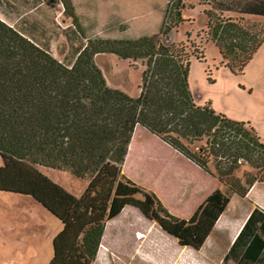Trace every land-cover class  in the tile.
<instances>
[{
  "label": "trees",
  "instance_id": "trees-1",
  "mask_svg": "<svg viewBox=\"0 0 264 264\" xmlns=\"http://www.w3.org/2000/svg\"><path fill=\"white\" fill-rule=\"evenodd\" d=\"M52 1L63 6L70 27L80 34L67 62L0 19V192L30 196L59 219L53 254L45 264H93L106 222L126 206L156 222L180 246L200 248L231 193L243 196L256 180H264V141L249 121L228 118L209 101L196 103L188 73L190 57H204L200 44L160 37L183 21L187 0L168 2L159 32L135 38H88L72 0ZM228 6L213 0L204 9L203 37L217 46L227 67L239 71L264 40V24L246 17L264 16V0ZM100 53H113L134 66L140 61L136 96L107 84L96 62ZM136 124L204 170L213 167L222 187L190 218L172 215L151 189L122 173ZM38 166L67 170L87 178V185L74 195ZM242 166L251 171L244 169L239 177L236 170Z\"/></svg>",
  "mask_w": 264,
  "mask_h": 264
},
{
  "label": "rangeland",
  "instance_id": "rangeland-1",
  "mask_svg": "<svg viewBox=\"0 0 264 264\" xmlns=\"http://www.w3.org/2000/svg\"><path fill=\"white\" fill-rule=\"evenodd\" d=\"M166 1L167 7L171 0ZM72 2L82 24V32L88 38L152 35L159 32L164 13L161 0H156V3L151 0H124L118 9V2L114 3V9L109 0ZM206 7L189 4L181 10L183 21L177 28L165 37L160 34V37L177 43L195 39L200 44L204 57L199 60L191 56L188 73L189 88L197 104L209 101L216 112L228 118L249 121L254 125L264 124V40L242 70L232 71L225 65L217 46L203 37L206 36L203 13ZM56 9L60 12V19L71 22L62 5ZM253 18L264 24V16ZM96 62L110 87L131 96L138 94L143 69L140 61L134 66L128 59L113 53H100ZM1 161L0 157V165ZM38 169L74 195L80 194L87 185V178L76 177L67 170L45 166H38ZM139 176L140 173L137 180L142 181ZM5 194L0 199V262L37 264V260L49 253L51 247V241L43 236V231L55 230L60 221L30 196ZM138 232L144 236L138 238ZM141 244L143 247L138 251ZM179 246L177 240L156 222L145 218L136 208L126 206L116 218L106 222L93 264H171L179 255Z\"/></svg>",
  "mask_w": 264,
  "mask_h": 264
},
{
  "label": "crops",
  "instance_id": "crops-1",
  "mask_svg": "<svg viewBox=\"0 0 264 264\" xmlns=\"http://www.w3.org/2000/svg\"><path fill=\"white\" fill-rule=\"evenodd\" d=\"M123 1L109 0L114 9L116 2L118 9ZM216 1L231 7L244 0ZM151 2L156 3V0ZM161 2V7L165 9L167 1ZM212 2L187 0L183 9L194 3L203 4L209 9ZM57 7V3L52 0H0V19L50 50L58 60L67 62L73 58L72 50L79 44L80 34L70 27L72 21L60 19ZM223 15L234 17L237 13L225 11ZM254 16L257 15H246L253 20ZM78 23L82 29L79 20ZM251 125L261 141H264V124ZM244 169L251 171L250 167L242 166L236 170V175L242 177ZM210 170L212 172L204 170L140 124H136L133 129L121 166L125 176L151 189L169 213L184 219L190 218L211 192L222 187L213 167ZM138 173L142 181L137 180ZM5 195V192H0V199ZM55 228L43 231V236L51 241V247L49 253L37 260V264H45L51 259L52 239L61 228V223L58 222ZM28 241L32 243V240ZM4 244L9 245L8 242ZM142 247L141 244L137 250L141 251ZM171 264H264V180H256L243 196L231 193L229 203L201 247L193 249L179 246V255L174 257Z\"/></svg>",
  "mask_w": 264,
  "mask_h": 264
},
{
  "label": "built area",
  "instance_id": "built-area-1",
  "mask_svg": "<svg viewBox=\"0 0 264 264\" xmlns=\"http://www.w3.org/2000/svg\"><path fill=\"white\" fill-rule=\"evenodd\" d=\"M63 10V9H62Z\"/></svg>",
  "mask_w": 264,
  "mask_h": 264
}]
</instances>
